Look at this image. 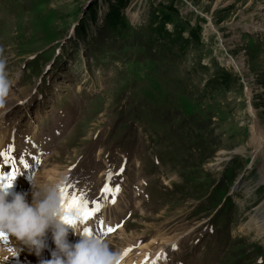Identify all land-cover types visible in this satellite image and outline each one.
<instances>
[{"label":"rangeland","instance_id":"rangeland-1","mask_svg":"<svg viewBox=\"0 0 264 264\" xmlns=\"http://www.w3.org/2000/svg\"><path fill=\"white\" fill-rule=\"evenodd\" d=\"M111 4L136 28L159 8L169 30L193 27L199 40L179 57L134 59L145 47L107 29ZM223 71L226 84L207 82ZM0 114V138H38L21 149L5 139L6 161L33 144L54 150L37 154V183L69 167L100 180L88 195L119 186L114 214L135 226L104 234L109 243L176 238L172 264H264V0H0Z\"/></svg>","mask_w":264,"mask_h":264},{"label":"clouds","instance_id":"clouds-1","mask_svg":"<svg viewBox=\"0 0 264 264\" xmlns=\"http://www.w3.org/2000/svg\"><path fill=\"white\" fill-rule=\"evenodd\" d=\"M67 181L63 174L55 182L31 179L29 191H12V182L0 185V264L25 248L42 256L49 249V233L54 247L49 249L50 258L40 264H121L122 251L101 236L81 233L76 223L65 219L76 214L66 212L62 204L61 189ZM70 231L81 238L70 241Z\"/></svg>","mask_w":264,"mask_h":264},{"label":"trees","instance_id":"trees-1","mask_svg":"<svg viewBox=\"0 0 264 264\" xmlns=\"http://www.w3.org/2000/svg\"><path fill=\"white\" fill-rule=\"evenodd\" d=\"M121 0H117L119 2ZM125 1V0H124ZM174 9L173 6H169ZM175 10V9H174ZM96 8L92 7L88 11L89 18L93 21L96 20L95 16ZM176 11V10H175ZM172 20V15L165 13L159 8H153L151 10L149 23L142 25L139 28L134 27L126 16L118 11L115 4H111L110 14L106 19V27L112 30L116 36L121 38L123 41H132L134 45H143L145 50L135 48L132 57L137 58L141 52L148 53L152 52V48H155L157 52L162 55H173L179 57L185 55L186 49L189 46L190 41H198L199 37H193L195 29L192 27L188 36H185V32L182 28L175 27L173 30L167 28V23ZM86 23H84L85 25ZM87 26L78 27L79 34H85ZM140 53V54H139ZM138 72V68H135ZM230 74L227 71H223L211 77L207 82L215 87L223 86L226 84Z\"/></svg>","mask_w":264,"mask_h":264},{"label":"snow or ice","instance_id":"snow-or-ice-1","mask_svg":"<svg viewBox=\"0 0 264 264\" xmlns=\"http://www.w3.org/2000/svg\"><path fill=\"white\" fill-rule=\"evenodd\" d=\"M21 163L24 162L21 161ZM37 163H39L38 160ZM24 167L25 168L28 167L27 163H24ZM12 175H13L12 172L0 174V185L7 184L6 181L10 179ZM73 187L74 185H67L66 187H63L61 189L64 197V199L62 200V204L64 205L65 211L68 213L75 211L76 213L75 216L69 215L66 216L65 219L71 223H76L77 221H79L80 224H84L86 221L90 219V217L96 215V213L100 211L102 205L96 200L89 201L83 191H80L79 193L77 192L69 193L68 189ZM118 191H119L118 185L115 188H112L110 185L106 184L105 187L102 189V192L104 193H112L113 196L111 201L112 203L115 202V193H117ZM99 223H103V222L100 221ZM113 230L114 229L111 227L107 229L108 232H111ZM83 232L87 234H92V230L89 227H84ZM173 247H175V245H173ZM164 258L165 259L167 258L166 255ZM153 264H155V261L153 262Z\"/></svg>","mask_w":264,"mask_h":264},{"label":"bare ground","instance_id":"bare-ground-1","mask_svg":"<svg viewBox=\"0 0 264 264\" xmlns=\"http://www.w3.org/2000/svg\"><path fill=\"white\" fill-rule=\"evenodd\" d=\"M248 27H254V25H249ZM239 68H240V64H239ZM1 115L2 114H0V119H1ZM3 123H4V121H3ZM256 126V125H255ZM1 127H2V123H1V120H0V129H1ZM257 127V126H256ZM2 131H4L3 129H2ZM6 145H7V142H5V139H3V138H0V160L2 161V162H6V160H5V157H4V153H2V151L5 149V147H6ZM35 147V148H32V149H38V147L40 146V145H35V144H33V145H30L29 147H27L28 149L30 148V147ZM27 149V150H28ZM50 150V149H49ZM36 152H37V150H36ZM25 153H26V151H25ZM39 153H41V155L42 154H44V152H39ZM38 154V153H37ZM37 154H31V157H32V161H30V163L28 164V173H32L33 172V169H32V165H36V158H37ZM18 158V157H17ZM18 159H22V156L21 157H19ZM7 168L4 166V165H1L0 166V174H4V173H6L5 172V170H6ZM119 203V202H118ZM116 204L114 207L112 206L113 205V203H105L104 204V207H103V211H104V213H103V217L101 218V220H102V224H104L105 223V221L107 220V215H106V212L107 211H111V210H113V209H115V208H117L118 206H119V204ZM260 222H262V221H260ZM257 224V223H256ZM263 224V223H262ZM78 227H79V229H80V231H81V233H82V229H83V227H89L94 233H95V235H99V232L101 233V229H102V227L101 226H99V227H96V225H93V219H89L88 221H86L84 224H79L78 225ZM261 229H262V232H264V225H262V227H261ZM81 237H80V235H73V234H71L70 233V239L69 240H75V241H78L79 239H80ZM27 249L25 248L24 250H22L18 255H20L21 253H23V252H25ZM161 250V249H160ZM160 250H159V253H162V252H160ZM29 254H30V252H29ZM18 255L17 256H14V257H11V260H14V259H16L17 257H18ZM13 258V259H12ZM9 261V257L4 261L5 263H7ZM155 261V259H148L147 260V262H146V264H153V262ZM155 264H157V262L155 261Z\"/></svg>","mask_w":264,"mask_h":264}]
</instances>
